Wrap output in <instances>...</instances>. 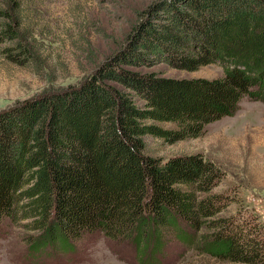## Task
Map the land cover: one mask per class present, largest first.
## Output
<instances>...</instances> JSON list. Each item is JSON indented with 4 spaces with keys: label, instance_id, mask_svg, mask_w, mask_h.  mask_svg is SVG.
Listing matches in <instances>:
<instances>
[{
    "label": "trees",
    "instance_id": "1",
    "mask_svg": "<svg viewBox=\"0 0 264 264\" xmlns=\"http://www.w3.org/2000/svg\"><path fill=\"white\" fill-rule=\"evenodd\" d=\"M8 2L0 42L13 44L1 53L24 66L35 56ZM142 14L77 83L0 108V220H25L34 246L96 230L142 246L149 226L219 258L264 262L260 231L218 215L227 203L212 190L219 168L197 154L152 156L143 140L195 137L242 96L264 104V0H154ZM157 59L188 70L215 61L222 72L177 78L121 66Z\"/></svg>",
    "mask_w": 264,
    "mask_h": 264
},
{
    "label": "rangeland",
    "instance_id": "2",
    "mask_svg": "<svg viewBox=\"0 0 264 264\" xmlns=\"http://www.w3.org/2000/svg\"><path fill=\"white\" fill-rule=\"evenodd\" d=\"M19 33L32 47L27 65L7 59L0 42V108L43 91L77 83L106 56L119 49L143 9L154 0H15ZM0 0V8H8ZM37 66V69L34 67ZM40 66V67H38ZM125 68L154 71L169 77H215L221 65L215 61L188 70L163 60L150 64H123ZM120 86V85H118ZM172 127V122H160ZM144 151L152 156L197 154L220 170L212 190L224 195L218 215L248 222L264 238V104L242 96L230 115L206 123L195 137L165 141L144 136ZM0 220V264H264L231 261L196 249L190 241L171 234L156 236L148 229L143 245L137 239L111 237L102 230L86 234L70 244L58 240L31 243L21 222ZM181 230L185 228L177 224ZM186 232V231H185ZM157 239L160 246H154Z\"/></svg>",
    "mask_w": 264,
    "mask_h": 264
}]
</instances>
